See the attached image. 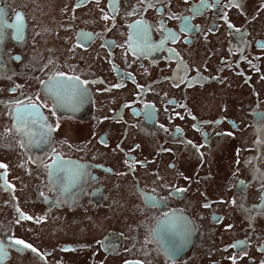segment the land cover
Here are the masks:
<instances>
[{"label":"flooded vegetation","instance_id":"1","mask_svg":"<svg viewBox=\"0 0 264 264\" xmlns=\"http://www.w3.org/2000/svg\"><path fill=\"white\" fill-rule=\"evenodd\" d=\"M0 164V264H264V0H0Z\"/></svg>","mask_w":264,"mask_h":264},{"label":"snow or ice","instance_id":"2","mask_svg":"<svg viewBox=\"0 0 264 264\" xmlns=\"http://www.w3.org/2000/svg\"><path fill=\"white\" fill-rule=\"evenodd\" d=\"M202 2H203V0H202ZM21 20H22V18L18 16V17H17V24H19V23L21 22ZM173 38H174V37H173ZM19 103H20V102L17 103V108H19ZM29 107H31L32 109H35V108H36V105L33 104V105L29 106ZM178 131H179V130H178ZM54 163H55V162H54ZM0 167H2V168H6V165L0 164ZM5 177H6V173H5V174H0V179H4ZM28 219H32V218H31V217H28ZM11 243H14V244H16V245H22V246H24V247H26V248L32 249V251H34V252L36 251V249H34V248L32 247V245L26 244V242L23 241V240L16 239V240L12 241Z\"/></svg>","mask_w":264,"mask_h":264}]
</instances>
